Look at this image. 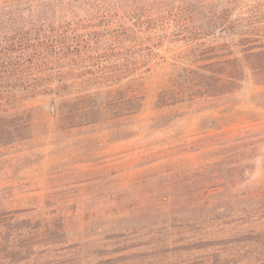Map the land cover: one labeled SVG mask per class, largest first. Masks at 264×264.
I'll use <instances>...</instances> for the list:
<instances>
[{
	"label": "rangeland",
	"instance_id": "obj_1",
	"mask_svg": "<svg viewBox=\"0 0 264 264\" xmlns=\"http://www.w3.org/2000/svg\"><path fill=\"white\" fill-rule=\"evenodd\" d=\"M261 44L264 0H0V264H264V72L210 71Z\"/></svg>",
	"mask_w": 264,
	"mask_h": 264
},
{
	"label": "trees",
	"instance_id": "obj_2",
	"mask_svg": "<svg viewBox=\"0 0 264 264\" xmlns=\"http://www.w3.org/2000/svg\"><path fill=\"white\" fill-rule=\"evenodd\" d=\"M258 48L254 51L247 52L244 58L242 57H234V58H222L218 56L216 59V64L219 67L218 70H210L211 72H243L245 67H250L253 72H264V45L261 44L257 46ZM197 72V71H196ZM224 74L221 76H216V79L222 80ZM219 85V83H217ZM81 89V88H79ZM66 91L56 92L55 95L61 101L57 106L54 114L61 123L69 124L72 122H76L79 119H84L85 117H89L90 114L95 113L94 105L88 104L86 98H82L80 96L75 101L69 102L62 100ZM79 92V91H77ZM76 92V93H77ZM162 96H165L163 94ZM117 107L116 109H125L127 113H135L141 110L143 101L140 92L136 89H130L129 92L119 98L118 101L113 102ZM72 107L73 109H70ZM175 241L170 243L173 244ZM169 245V244H168ZM257 255L262 256L261 253H257ZM210 257H202V256H194L190 252H187L186 256H178V260L174 261L173 264H188L189 262H195L197 259L203 260L206 262Z\"/></svg>",
	"mask_w": 264,
	"mask_h": 264
}]
</instances>
